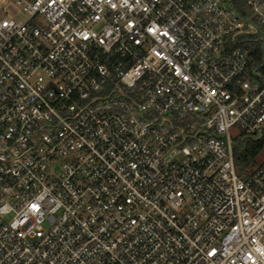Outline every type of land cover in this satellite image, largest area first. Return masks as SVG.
I'll return each instance as SVG.
<instances>
[{
  "label": "built area",
  "instance_id": "obj_1",
  "mask_svg": "<svg viewBox=\"0 0 264 264\" xmlns=\"http://www.w3.org/2000/svg\"><path fill=\"white\" fill-rule=\"evenodd\" d=\"M234 1L0 0V264H264V161L234 162L264 0Z\"/></svg>",
  "mask_w": 264,
  "mask_h": 264
},
{
  "label": "trees",
  "instance_id": "obj_2",
  "mask_svg": "<svg viewBox=\"0 0 264 264\" xmlns=\"http://www.w3.org/2000/svg\"><path fill=\"white\" fill-rule=\"evenodd\" d=\"M245 0H236L232 3L235 11L240 17H247L246 10L243 7ZM260 34L244 35L235 44V47L247 52L250 66L258 71L264 72L263 51ZM264 149V138L260 140H246L244 144L234 150L235 166L240 174H251L260 163L257 158Z\"/></svg>",
  "mask_w": 264,
  "mask_h": 264
},
{
  "label": "rangeland",
  "instance_id": "obj_3",
  "mask_svg": "<svg viewBox=\"0 0 264 264\" xmlns=\"http://www.w3.org/2000/svg\"><path fill=\"white\" fill-rule=\"evenodd\" d=\"M253 31V30H252ZM258 162H263L264 161V149L263 151L261 152V154L259 155V157L257 158Z\"/></svg>",
  "mask_w": 264,
  "mask_h": 264
}]
</instances>
